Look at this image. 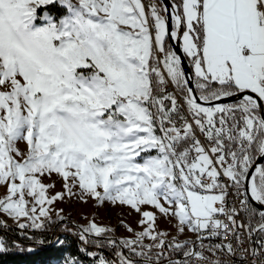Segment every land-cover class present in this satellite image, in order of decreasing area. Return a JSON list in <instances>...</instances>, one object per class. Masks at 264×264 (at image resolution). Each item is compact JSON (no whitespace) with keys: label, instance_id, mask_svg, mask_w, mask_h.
Instances as JSON below:
<instances>
[{"label":"snow or ice","instance_id":"6c2138e0","mask_svg":"<svg viewBox=\"0 0 264 264\" xmlns=\"http://www.w3.org/2000/svg\"><path fill=\"white\" fill-rule=\"evenodd\" d=\"M53 173L69 195L150 205L211 236L229 231L218 215L235 225L234 190L249 235L264 234V0H0V210L40 227L64 196L46 195ZM142 214L138 237L156 240Z\"/></svg>","mask_w":264,"mask_h":264},{"label":"rangeland","instance_id":"374dc122","mask_svg":"<svg viewBox=\"0 0 264 264\" xmlns=\"http://www.w3.org/2000/svg\"><path fill=\"white\" fill-rule=\"evenodd\" d=\"M18 147L21 151H26V145L23 142L18 143ZM40 179L45 186L52 185L51 187H47L46 195L49 198L55 196L57 193H64L63 199H58L52 204L45 205L49 209V213L48 216L41 217L36 222L40 225L47 219L60 217L63 221L70 220L72 227L85 232V229L95 224L98 227L112 231L116 235V238L124 244L126 241H136L135 244L130 246L138 245L144 247L146 251H160L157 247H153L151 236H145L142 239L138 237V234L149 230L151 222H147L142 213L143 211H150L155 215V222L152 225V235H155L157 239H182L195 235L192 236L190 232H186L188 228H185L183 233L179 231L175 233L178 230V219L170 215H164L153 206L143 205L141 206V212H137L130 206L122 205L118 202H100L95 197L82 193L79 187H74L72 189L73 194L69 195L67 189L64 187L65 181L58 174L53 173L50 176L40 177ZM68 183L71 184V180ZM7 195V186L0 185V199H4ZM25 199L28 201V207L30 208L34 203V199L29 196H25ZM142 221L145 222L142 223ZM0 222L18 227H20V224H24L25 226H30L31 229L36 227L27 217L16 218L2 210H0ZM89 233L95 234L94 232ZM59 240H61L60 237L56 241ZM54 264L83 263L75 257L65 255L60 260H56Z\"/></svg>","mask_w":264,"mask_h":264},{"label":"trees","instance_id":"16d2710c","mask_svg":"<svg viewBox=\"0 0 264 264\" xmlns=\"http://www.w3.org/2000/svg\"><path fill=\"white\" fill-rule=\"evenodd\" d=\"M259 219L258 215L251 217L253 227L258 225ZM247 220H250L249 214ZM0 225L10 235L7 250L0 252V264H54L65 255L75 257L83 264H100L101 259L106 264H122V259L131 260L132 264H170V260L180 257L192 242L191 239H185L184 242L189 243L184 249L163 253L146 251L138 245L126 246L110 230L99 236L79 231L72 227L70 220L63 221L60 217L47 219L40 227L31 230L21 231L17 226ZM58 235L61 240L52 243V239ZM141 252L144 255H140Z\"/></svg>","mask_w":264,"mask_h":264},{"label":"built area","instance_id":"2783aa9c","mask_svg":"<svg viewBox=\"0 0 264 264\" xmlns=\"http://www.w3.org/2000/svg\"><path fill=\"white\" fill-rule=\"evenodd\" d=\"M146 3L151 0H145ZM157 2H159L157 0ZM161 54V59H162ZM226 206L229 211V215L235 220V225L225 215H218L217 218L229 225V231L225 232L223 229L219 230V235L211 236L207 231L195 232L192 238H182L176 241L174 238L168 239H156L152 241L153 247H156L160 241H163V248H158L160 252H167L168 250H174L176 243H184L185 239H191L192 242L185 249L192 248L194 251L199 252L204 257L198 259L196 257H185L183 253L180 257L172 258L171 261H180L184 264L187 261L188 264H264V251H261V242H264V234L259 232H253L249 235V221L247 220L248 211L241 204L240 196L234 191L230 190V194L226 197ZM235 208L236 212L231 210ZM2 223V222H0ZM6 226L8 224L2 223ZM243 224L244 227H240ZM16 226V225H9ZM18 227V226H17ZM23 230H31L30 226L26 225ZM205 237L204 239H198V237ZM10 235L0 227V240H3L7 246V239ZM59 237L56 236L52 239V243ZM220 247H217V246ZM227 245L232 246V251L227 250ZM253 249L256 250V254L253 255ZM184 250V251H185Z\"/></svg>","mask_w":264,"mask_h":264},{"label":"water","instance_id":"95a60500","mask_svg":"<svg viewBox=\"0 0 264 264\" xmlns=\"http://www.w3.org/2000/svg\"><path fill=\"white\" fill-rule=\"evenodd\" d=\"M162 3H169L170 0H160ZM171 21H169L170 27H171ZM173 47L176 49H179V43L177 41H172L171 42ZM183 67L185 68L186 71L190 70V62L187 58H184V64ZM226 102H231V101H226ZM253 205L255 206V202H253ZM258 210H264V209H258Z\"/></svg>","mask_w":264,"mask_h":264},{"label":"crops","instance_id":"0c3cea01","mask_svg":"<svg viewBox=\"0 0 264 264\" xmlns=\"http://www.w3.org/2000/svg\"><path fill=\"white\" fill-rule=\"evenodd\" d=\"M170 216H171V215H170ZM177 232H178V230H177L175 233H177ZM186 232H190L192 236L195 234V232H193V231H191V230H189V229H187ZM184 238H187V237H184ZM190 238H192V237H190Z\"/></svg>","mask_w":264,"mask_h":264}]
</instances>
